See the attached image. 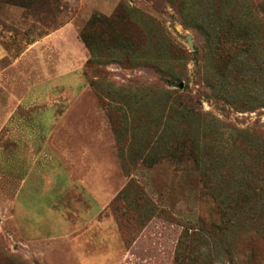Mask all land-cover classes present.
I'll return each instance as SVG.
<instances>
[{
	"label": "rangeland",
	"instance_id": "374dc122",
	"mask_svg": "<svg viewBox=\"0 0 264 264\" xmlns=\"http://www.w3.org/2000/svg\"><path fill=\"white\" fill-rule=\"evenodd\" d=\"M58 30L85 45L77 103L97 127L76 147L96 160L72 166L98 174L102 204L70 191L31 223L26 161L1 160L0 264H176L186 228L221 206L232 224L201 264H264V0H0V71ZM219 31L252 52L218 48Z\"/></svg>",
	"mask_w": 264,
	"mask_h": 264
},
{
	"label": "crops",
	"instance_id": "0c3cea01",
	"mask_svg": "<svg viewBox=\"0 0 264 264\" xmlns=\"http://www.w3.org/2000/svg\"><path fill=\"white\" fill-rule=\"evenodd\" d=\"M69 37L65 30H58L27 47L9 68L0 71V139L6 136L7 143L15 146L8 156L0 147V161L24 157L31 223H36L37 218L45 221L55 206L64 207L62 202L70 191L72 198L84 199L93 212L102 204L98 174L80 173L72 166L79 157L84 161L96 160L91 149L81 152L77 147L83 143L80 136L87 137V130L97 127L96 118L86 116L89 113L95 117L97 107L77 103L89 96L91 89L80 61L85 45L78 40L71 42ZM4 54L2 51L1 55ZM92 140L95 138H88V142ZM70 145H74L73 150ZM39 159L51 161L54 169L34 171V162ZM12 165L17 172V163ZM20 174L24 173L13 175ZM33 176L34 181L30 182Z\"/></svg>",
	"mask_w": 264,
	"mask_h": 264
},
{
	"label": "trees",
	"instance_id": "16d2710c",
	"mask_svg": "<svg viewBox=\"0 0 264 264\" xmlns=\"http://www.w3.org/2000/svg\"><path fill=\"white\" fill-rule=\"evenodd\" d=\"M41 1L44 5L46 0ZM95 18L96 17L93 18V21L96 20ZM237 36V34H231L230 31L226 34L219 31L214 35L215 40L217 41L216 46H218V48L229 47L233 49V52L239 57L241 55L247 56L252 52V45L248 44L250 43V39ZM177 160L180 161L178 156H175L173 161L177 163ZM227 209L228 208H222V206L218 208L220 219L216 221L212 219L207 221L202 220L198 221L196 225L186 228L179 241L176 264H201V259L204 256L209 243H212L215 246L220 245L222 239L221 235L224 230L232 224V220L227 217Z\"/></svg>",
	"mask_w": 264,
	"mask_h": 264
},
{
	"label": "water",
	"instance_id": "95a60500",
	"mask_svg": "<svg viewBox=\"0 0 264 264\" xmlns=\"http://www.w3.org/2000/svg\"><path fill=\"white\" fill-rule=\"evenodd\" d=\"M189 45H190V50H191V51H194V46H193V44H192L191 42H189Z\"/></svg>",
	"mask_w": 264,
	"mask_h": 264
}]
</instances>
